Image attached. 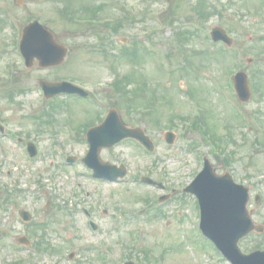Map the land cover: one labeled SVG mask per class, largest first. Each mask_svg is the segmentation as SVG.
I'll use <instances>...</instances> for the list:
<instances>
[{
    "label": "rangeland",
    "instance_id": "1",
    "mask_svg": "<svg viewBox=\"0 0 264 264\" xmlns=\"http://www.w3.org/2000/svg\"><path fill=\"white\" fill-rule=\"evenodd\" d=\"M62 4L63 0H0V19L6 22L0 21V118L39 149L38 155L29 159L22 145L15 147L8 139L0 141V255L6 264H120L127 259L136 264H210L216 250L195 226L196 212L185 196L190 194L178 192L160 210L152 208L153 204L145 210L143 198H156L159 191L134 183H97L88 175L78 174L65 164V158L74 155L80 162L88 145L85 133L74 140L70 129L75 127L72 135L79 136L84 126L90 127L104 116V109L115 108L129 126L144 128L155 150L148 154L126 140L101 151V158L125 163L128 175H147L168 186L181 187L199 168L196 150L209 152L202 138L204 129L200 132L189 127V120L178 122V117L192 113L190 103L195 97L201 104L203 124L222 138L225 156L232 158L229 169L236 181L251 187V206L253 188L260 189L264 201V153L260 151L264 145L255 140L264 134L256 136L247 119L235 116V109L226 103L231 105L230 93L223 92V97L215 89L219 82L231 92L226 81L237 65L253 79L260 70L258 78L262 81L264 0H86L87 6L96 4L101 9L95 16L82 13L81 17L108 20L115 30L63 20L57 13ZM197 9L203 11L201 18ZM34 18L49 26L68 47L61 65L24 68L16 51L19 29ZM213 25L223 26L233 38L231 53L223 51L226 47L222 43L213 46L209 38ZM148 40L156 49L153 54L143 49ZM123 45L136 46L146 56L137 58L127 51L119 57L125 51ZM233 53L242 55L240 60H235ZM248 55L252 62L246 64ZM39 78L82 82L91 93H98L102 113L74 96H57L59 106L43 104ZM116 78L122 90L118 85L116 91L112 88ZM129 79L134 80L131 85ZM260 85L251 86V98L242 110L246 118L256 113L264 128V83ZM141 108H149L151 113L137 115ZM174 122H178L176 126ZM166 127L177 134L171 145L163 140ZM209 156L217 171L223 172L226 164ZM178 198L183 200L181 222L177 221L179 214L175 217ZM83 206L94 213L98 224L95 235L87 228ZM20 208L31 212L29 223L18 216ZM103 208L107 214L101 213ZM133 213L138 217L134 219ZM254 219L264 223V204L257 206ZM20 235L30 239L32 249L16 242ZM93 242L106 249L100 252ZM257 243L264 246V235L252 233L241 241L245 251ZM70 252H74L73 257L68 259ZM108 255L111 260H106Z\"/></svg>",
    "mask_w": 264,
    "mask_h": 264
},
{
    "label": "water",
    "instance_id": "2",
    "mask_svg": "<svg viewBox=\"0 0 264 264\" xmlns=\"http://www.w3.org/2000/svg\"><path fill=\"white\" fill-rule=\"evenodd\" d=\"M26 37H32V35L36 34L38 35V40L43 42L45 41L47 46V50L44 51V53L40 54L38 53V58L41 61L42 65H49V64H55L59 63L62 60L63 52L64 50L60 49V46L57 45L53 38L51 33L42 25L38 24L37 22L31 23L30 25L26 26L25 30ZM212 35L218 39H224L226 40L225 32L221 28H214L212 31ZM53 46V47H52ZM58 49L59 51H56ZM46 89H49L50 95L53 93L52 91H57L59 87L55 86L56 84L52 83H42ZM56 88H54V87ZM54 88V89H51ZM235 88L237 90V93L241 99H247L249 96L248 88H247V81H246V75L245 73L241 72L238 73L235 77ZM116 120L117 117L114 112L109 115L108 120ZM118 125V123H116ZM119 126V125H118ZM110 129V127L108 126ZM113 129V128H112ZM118 133L116 134H110L108 137V141L110 144L114 141L119 140L120 138H123L125 136H135L143 140L144 138L140 136V134L136 130H125L124 128L121 129L119 126ZM97 132L93 131L92 134H95ZM107 142H99V143H92V147L99 148L102 145H106ZM109 145V144H107ZM209 172H205L202 174L198 180L195 182V184L191 187V190L198 193L203 202L207 204L206 194L208 192H215V191H223L230 195H236L238 197V200L240 201V207L237 208V212L235 213V218L230 213L225 212L222 219V223L226 224V226H221L220 230L214 229V225L218 222L214 219V223L212 222V219L210 221H206L207 214L204 212V219L205 221L202 222V229L204 233L211 237L216 244L223 249L226 253H229L234 248V243L237 241L238 238L244 236L248 233V231L251 230L252 225L249 219H247L246 212L244 211V206L247 200L246 195V189L242 186H236L230 181H227L226 179H216L212 176H209ZM26 213H23V217L28 218V216L25 215ZM233 226V227H232ZM233 233V234H231ZM230 239V240H229ZM232 244V245H231ZM229 250V251H227ZM231 259L235 264H264V253L255 252L251 255L244 256L239 253H235L230 256Z\"/></svg>",
    "mask_w": 264,
    "mask_h": 264
}]
</instances>
